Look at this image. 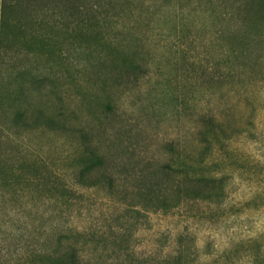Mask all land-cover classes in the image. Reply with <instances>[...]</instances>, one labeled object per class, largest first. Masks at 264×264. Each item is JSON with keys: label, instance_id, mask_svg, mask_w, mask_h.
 I'll return each instance as SVG.
<instances>
[{"label": "rangeland", "instance_id": "obj_1", "mask_svg": "<svg viewBox=\"0 0 264 264\" xmlns=\"http://www.w3.org/2000/svg\"><path fill=\"white\" fill-rule=\"evenodd\" d=\"M81 7L41 12L46 48L23 47L5 68L20 94L10 112L61 122L0 140L25 177L0 188V219L16 231L0 229L3 251L31 255L45 229L77 228L85 264H264V28L238 43L234 0ZM85 144L107 156L112 180L77 182ZM144 176L170 208L140 195ZM188 183L213 199L189 197Z\"/></svg>", "mask_w": 264, "mask_h": 264}, {"label": "trees", "instance_id": "obj_2", "mask_svg": "<svg viewBox=\"0 0 264 264\" xmlns=\"http://www.w3.org/2000/svg\"><path fill=\"white\" fill-rule=\"evenodd\" d=\"M81 0H0V140L11 130H28L39 128L43 125L49 128H56L61 122L55 117H51L44 112H40L33 118L28 120V116L22 112H10L11 107H15L19 103L20 94L14 93L8 86H5L4 75L5 68L9 60L13 58L21 48L31 46L44 50L46 42L38 38L36 29L39 26V14L41 12H51V15L67 14V17H76L79 11H82ZM234 10L239 16L241 33H235L238 43L249 45L251 42L252 32L249 31L250 26L255 27L253 31H259L264 28V0H234ZM70 13V14H69ZM30 20L24 23V20ZM255 20V22H254ZM257 22L256 26L255 23ZM22 79L23 73H19ZM8 124V126H6ZM64 124L60 127H63ZM3 136V137H2ZM93 146V145H92ZM85 144L82 147L80 156L86 158L84 165L77 175L78 183L87 186H96L101 182L102 176H109L107 170L106 155L101 152L98 147H92ZM2 148L0 142V149ZM0 150V188H12L16 183L24 180V176L17 173V169L10 163L9 159L4 157ZM99 172L101 175H93ZM112 180V177L109 176ZM143 184L148 187L145 192H140L144 198L151 199L154 202L155 209H168L169 196L160 187L156 189L155 184H148L151 180L148 177H142ZM109 179V180H110ZM140 180V179H139ZM150 180V181H149ZM149 181V182H148ZM146 182V183H145ZM148 182V183H147ZM189 197L194 199H213V192L208 188H196L198 184L188 183ZM1 190V189H0ZM55 195L60 198L63 193ZM172 206H176L174 203ZM0 229L5 234L15 236L16 231L11 230L4 218L0 219ZM45 237L42 243L34 249L31 255H26L27 247L22 250L14 248L10 253L22 251L20 255L15 253L8 257L0 246V264H85V245L87 239L85 232L77 228H68L67 230L45 229ZM20 240L23 238H19ZM9 252V251H8ZM25 254V256L23 255Z\"/></svg>", "mask_w": 264, "mask_h": 264}]
</instances>
